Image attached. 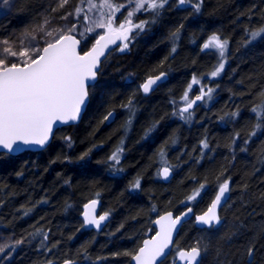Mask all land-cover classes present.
Wrapping results in <instances>:
<instances>
[{"label":"trees","instance_id":"16d2710c","mask_svg":"<svg viewBox=\"0 0 264 264\" xmlns=\"http://www.w3.org/2000/svg\"><path fill=\"white\" fill-rule=\"evenodd\" d=\"M54 5L24 0L0 29L31 30ZM150 15L139 13L134 20ZM181 25L179 39L173 40L172 33ZM261 25L264 0H201L199 14L169 0L157 22L127 50L108 55L78 125L57 130L42 152L0 154V228L24 241L15 245L5 264H60L68 257L83 264H131V254L153 233L151 223L157 214L179 213L204 184L193 203L195 212L202 213L225 180L231 191L220 211L222 225L199 230L192 222L184 224L165 264L176 260L177 247L192 246L202 248L200 264H248L249 247L255 249L252 264H264V127L255 129L253 113L264 103V39L245 44L246 30ZM214 33L229 44L224 70L212 78L216 57L201 51L200 45ZM161 72L168 77L163 87L148 96L136 93L137 112L130 134L122 139L114 121L107 126L104 116L115 112V120L136 86ZM194 75L214 89L215 99L207 108H196L188 123L191 128L184 129L168 120L167 111L188 90ZM200 86L195 85L189 96ZM233 111L238 118L230 116ZM156 121V130L144 138L142 131ZM65 137H71V146ZM121 139L123 171L113 176L105 155ZM205 140L207 149L201 144ZM90 149L88 162L79 161ZM162 149L174 171L167 184L155 173ZM136 179L141 189L130 194ZM91 199L100 200V211L109 213L99 231L86 230L80 219L82 204ZM29 208V215H23ZM37 229L48 233L45 243L50 252L41 248L42 237L32 239Z\"/></svg>","mask_w":264,"mask_h":264},{"label":"snow or ice","instance_id":"6c2138e0","mask_svg":"<svg viewBox=\"0 0 264 264\" xmlns=\"http://www.w3.org/2000/svg\"><path fill=\"white\" fill-rule=\"evenodd\" d=\"M18 3L23 4L24 0H0V15L6 16L17 8ZM70 3L71 0H55V5L50 6L43 15L42 22L31 26V30L25 29L19 36L0 37V152L11 155L34 148L44 149L57 122L67 124L77 121L87 108L89 90L97 87V80L103 73L107 56L116 50L109 46L116 44L121 52L128 49L132 41L157 22L169 0H86L87 7L82 6L85 0H80L74 9H66ZM133 4L134 7L131 6ZM175 5L178 8L190 6L194 14L201 11V0H175ZM61 9L65 11L59 12ZM122 9H126V15L120 21L117 13L123 15ZM58 12V16L52 15ZM141 12L151 15L148 19L134 20ZM57 19L65 21V24L57 25L55 23ZM182 27L183 25L172 33L173 40L179 39ZM97 29H103V32H98ZM246 32V45L257 39H264V25L258 26L255 30L247 29ZM117 41L121 43L117 44ZM89 43L91 48L83 51L81 46L87 47ZM228 44V40L214 33L202 45L201 51L215 49L220 58L218 65L211 72L212 78L219 76L224 70ZM175 51L174 45L172 52ZM166 76L165 72L148 76L134 91L133 96L129 97L127 103L122 105L129 113L127 121L129 127L137 112L136 93L142 92L147 96L159 90L164 86ZM197 84L201 85L199 94L191 99L189 92ZM213 92L212 87H205L194 75L188 90L181 97L183 106L173 102L172 115L185 123H191L194 106L199 107L198 101L205 105L209 104L213 100ZM253 113L257 119L255 129L259 130L264 127V103L255 106ZM230 116L238 118L239 113L233 111ZM113 117L114 113L109 111L103 119L111 122L110 118ZM158 125L159 121H156L147 128L145 138L149 137ZM255 134V131L251 133ZM238 136L239 133L233 138L234 143ZM64 139L71 146V137ZM248 142L244 141L245 144ZM201 144L204 149L209 147L206 140ZM123 151L122 140L121 146L108 157L107 166L113 176L123 171L120 167ZM90 152L91 149L83 153L79 161L87 163ZM160 155L164 159V167L158 175L168 180L171 169L163 149ZM204 187L205 185L201 184L200 188L187 198L186 211L180 215L174 216L168 212L152 221L159 226V231L155 232V236L144 240L143 246L131 254L135 264H165L172 252L171 246L175 245L174 233H179L190 214H194L192 203L201 195ZM139 189L141 182L136 179L130 184L129 193ZM229 191V182L225 180L219 186L218 193L208 210L195 215V223L209 228L220 224L216 209L222 201H227L225 193ZM43 202L47 203L46 199ZM96 205L95 199L84 205L83 217L85 225L94 226L99 230L102 222L108 219L109 213L97 216ZM30 212L31 208L23 215L27 216ZM31 235L32 239L42 237L41 248L51 251L45 243L48 240L47 232L37 229ZM23 242V240L0 242V253L7 255L6 249L14 251V244ZM175 250L180 264H200L201 247H177ZM254 252L253 247L247 249L248 264H252ZM48 264L53 262L49 261ZM61 264H76V261L68 257ZM172 264H176L175 259Z\"/></svg>","mask_w":264,"mask_h":264},{"label":"rangeland","instance_id":"374dc122","mask_svg":"<svg viewBox=\"0 0 264 264\" xmlns=\"http://www.w3.org/2000/svg\"><path fill=\"white\" fill-rule=\"evenodd\" d=\"M46 2H53V3H55V0H45ZM77 3H78V1L77 0H71V3L69 4V5H67L66 6V9H74L75 8V6L77 5ZM132 7H134V4L133 5H131ZM85 7H87V4L85 5ZM63 12V11H65V9L64 10H59V12ZM58 12V13H59ZM122 12L124 13L123 15H121L120 13H117V16L119 17V20L120 21H122L123 19H124V16L126 15V9H122ZM11 13H16L15 12V9L14 10H12L11 12H9L6 16L5 15H0V25L1 26H3L5 23H6V17L7 16H9ZM141 13H143V12H141ZM53 14V13H52ZM13 15V14H12ZM42 21H40V22H38V23H41ZM55 23L57 24V25H63V24H65V21H63V20H59V19H57L56 21H55ZM1 26H0V28H1ZM97 31L98 32H103V29H97ZM23 32V31H22ZM22 32H19V33H10V31L8 32V31H6L5 29H0V37H12V36H19ZM142 34H140L136 39H138L140 36H141ZM210 36H208V37H206L204 40H203V42L201 43V47L200 48H202V45H203V43L209 38ZM135 39V40H136ZM134 40V41H135ZM134 41H132L131 42V44L132 43H134ZM94 42V41H93ZM130 44V45H131ZM129 45V46H130ZM84 47V46H83ZM91 47V43H89L88 45H87V47H84V50H87V49H89ZM127 50V49H126ZM205 52H209V53H211L214 57H216L215 59L217 60V65H218V62H219V56H218V54H217V52H216V50L215 49H207V50H204ZM118 53H121V51H119V49H118ZM227 55H228V51H227V53H226V60L224 61V64L226 65V63H227ZM216 65V66H217ZM220 75H221V73H220ZM142 83V82H141ZM141 83H139L138 84V86H136L137 88H139L140 87V85H141ZM199 94V89H197V91H196V95H198ZM144 96V95H143ZM183 96V95H182ZM181 96V97H182ZM181 97L178 99V100H176L175 101V103H176V105H178V106H183V101H182V99H181ZM190 97V96H189ZM190 98H192V97H190ZM215 99V96H214V94H213V100ZM213 100L209 103V104H207V105H205L204 103H202L201 104V107H204V108H207V107H209L210 105H211V103L213 102ZM172 110H173V107L171 108ZM177 111H178V108L176 109ZM128 116H129V113H128V111L124 108V107H122V109L119 111V113H118V117L114 120V123H113V125H114V127H115V129H119V135L121 136L122 135V139H125V137L126 136H128V134H130V131H131V128H132V126H128V124H127V121H128ZM179 119V118H178ZM132 123H133V120H132ZM132 123H131V125H132ZM152 125V124H151ZM150 125V126H151ZM149 126V127H150ZM145 129L142 131V135L143 136H145ZM122 139L121 140H119L112 148H110V150L107 152V154L105 155V160H106V162L108 161V157L118 148V147H120L121 146V141H122ZM124 146H125V144L123 143V148H124ZM123 158H124V151H123V153H122V157H121V161L123 160ZM220 185H218V187H219ZM217 187V188H218ZM195 202V201H194ZM193 202V203H194ZM193 203H192V205H193ZM104 213H101V215H103ZM10 232H7V231H4V230H2L1 228H0V242H2V243H7V242H9V241H17V239L16 238H14L13 237V235H11V234H9ZM15 245H17V244H14V248H15ZM6 251H7V255H4V254H2V253H0V257H2V258H0V264H5V262L7 261V259H9L10 257H11V255H12V253H13V251H9V250H7L6 249ZM201 251H202V248H201ZM177 256V255H176ZM176 261H178L179 262V260H178V258L176 257Z\"/></svg>","mask_w":264,"mask_h":264},{"label":"water","instance_id":"95a60500","mask_svg":"<svg viewBox=\"0 0 264 264\" xmlns=\"http://www.w3.org/2000/svg\"><path fill=\"white\" fill-rule=\"evenodd\" d=\"M120 43H121L120 41H117V44H120ZM109 47H110V48H115V49H116V48H117V45H116V44H113V45H110ZM90 48H91V47H90ZM90 48H89V49H90ZM89 49H87V50H89ZM80 50H81V49H78V51H80ZM87 50H86V51H87ZM107 57H108V56H107ZM102 59H103V58H102ZM158 75H159V74H158ZM145 80H146V78L143 80V82H144ZM167 80H168V77L166 76V81H165V83L167 82ZM143 82H142V83H143ZM165 83H164V84H165ZM141 93H142V92H141ZM142 94H143V93H142ZM150 94H151V93H150ZM150 94H149V95H150ZM147 96H148V95H147ZM194 98H195V97H193L192 99H194ZM201 102H202V101H198L197 104L200 106V105H201ZM88 103H89V100H88ZM87 106H88V105H87ZM196 108H198V107H195V106H194V110H195ZM86 109H87V108H86ZM85 111H86V110H84V111L82 112L80 118H79L77 121H75V122H69V123H67V124H59V122H57V124H55V125L53 126V134H52V136L50 137V141H49V143L46 145V147H45L44 149L34 148V149H32V150L25 151V152L39 153V152L44 151V150H45V149L51 144V141H52V139H53V137H54V134H55V132H56L57 130H59V129H61V128H65V127H71V126H76V125H78V124L81 122V119H82V117H83ZM190 111H193V110H190ZM113 113H114V117H113V118H110V121H111V122H109V121H105V125L108 126V125H110V124L114 121V118H115V112H113ZM25 152H22V153H25ZM22 153H20V154H22ZM0 154H7V153H6V152H0ZM20 154H11L10 156H17V155H20ZM7 155H9V154H7ZM160 171H162V169H161ZM160 171H159V172H160ZM159 177H160V180H161V182H162L163 184H167V183H169V182L171 181V179H172V177H173V173L170 171V175H169L168 180H164L161 176H159ZM229 188H230V191H231V185H230V184H229ZM218 189H219V188H218ZM218 189L216 190L215 195L218 193ZM230 191L227 192V193H225V196L228 197V199H229V196H230ZM214 198H215V196H214ZM214 198H213V200H214ZM228 199H227L226 202H223V201H222V204L216 209L217 215L219 216V219H220V224L215 225V226H213V227H219V226L222 224V222H221V217H220L219 213H220L221 208L224 207V206L227 204ZM92 200H93V199L87 201L86 203H84V205L90 203ZM213 200H212V201H213ZM212 201H211V203H212ZM211 203H210V205L208 206V208L211 206ZM84 205L82 206V212H81V220H82L83 224H84V217H83V214H84V212H85ZM100 206H101V203H100V201L97 200V205H96V210H95L97 216H98V215H101V213H100ZM208 208H207L204 212H206V211L208 210ZM183 211H186V208H184L182 211H180V212L177 213V214L174 213V212H171V213H172L174 216H176V215H180ZM168 212H170V211H168ZM168 212H164V213L157 214V215L154 217L153 221H154L155 219L159 218V216H161V215H165V214L168 213ZM204 212H202V213H200V214H203ZM200 214H195V215H200ZM195 215H194V214H190V216L188 217V219L186 220V222H185L184 224H186L187 222L193 220V224H194V226H195L196 229H199V230L209 229L208 226L197 225V224L195 223ZM106 223H107L106 220H105L104 222H102V226H101L100 229H102V228L106 225ZM184 224H183V225H184ZM84 225H85V224H84ZM85 226H86L87 230H93V231L98 230V229H96L94 226H91V225H85ZM151 226H152V229H153V234H152L150 237L146 238V239H149V238L155 236V232H156V231H159V226L155 225L154 223H151ZM182 227H183V226H182ZM211 228H212V227H211ZM180 230H181V229H180ZM179 232H180V231H179ZM178 234H179V233H174V241H176V238H177ZM146 239H144V240H146ZM144 240L141 242L140 247L143 246ZM140 247H139V248H140ZM171 247H172V249H173L174 246H171ZM139 248H138V249H139ZM138 249H137V251H138ZM201 260H202V252H201V256L199 257V261H200V262H201ZM53 264H55V263H53ZM60 264H61V263H60ZM76 264H83V263H82V262H79V261H76ZM131 264H135V261H133L132 259H131Z\"/></svg>","mask_w":264,"mask_h":264},{"label":"bare ground","instance_id":"6f19581e","mask_svg":"<svg viewBox=\"0 0 264 264\" xmlns=\"http://www.w3.org/2000/svg\"><path fill=\"white\" fill-rule=\"evenodd\" d=\"M196 96V94L193 96V97H195ZM172 112H173V110L172 109H169L168 111H167V116H168V120L169 119H171L172 121H175V122H178V123H180L181 125V127L182 128H184V129H189V128H191L190 127V125L188 124V123H185L184 121H182V120H180V119H178L177 117H174L173 115H172ZM184 122V123H183ZM146 130V129H145ZM143 136V135H142ZM145 138V137H144ZM144 138H141L142 140L144 139ZM124 153H125V151H124ZM160 158V160H159V162H158V166L156 167V170H155V173L157 174V177L160 179V177H159V175H158V173H159V171L164 167V159H162V157H159ZM167 164L169 165L170 163L169 162H167ZM170 166V169H171V172L173 173V175H174V171H173V169H172V166L171 165H169Z\"/></svg>","mask_w":264,"mask_h":264},{"label":"flooded vegetation","instance_id":"af4514ba","mask_svg":"<svg viewBox=\"0 0 264 264\" xmlns=\"http://www.w3.org/2000/svg\"><path fill=\"white\" fill-rule=\"evenodd\" d=\"M98 200V199H97ZM98 201H100V200H98ZM87 202V201H86ZM85 202V203H86ZM84 205V203L82 204V206ZM82 206H81V210H80V219H81V212H82ZM193 206V205H192ZM184 208H186V204L182 207V209H181V211L184 209ZM223 208V207H222ZM221 208V209H222ZM207 209V208H206ZM193 210H194V207H193ZM221 211V210H220ZM100 213H102L101 211H100ZM177 214V213H176ZM195 214H200V213H196L195 212V210H194V215ZM219 215H220V217H221V214L219 213ZM82 221V220H81ZM189 222H192V224H193V220H191V221H189ZM221 222L223 223V220H222V217H221ZM82 224H83V222H82ZM194 225V224H193ZM222 225V224H221ZM220 225V226H221ZM83 226L86 228V226L83 224ZM219 226V227H220ZM195 227V226H194ZM219 227H212V228H209V229H218ZM209 229H203V230H209ZM86 230H87V228H86ZM88 231H93V230H88ZM96 231H99V230H96Z\"/></svg>","mask_w":264,"mask_h":264}]
</instances>
